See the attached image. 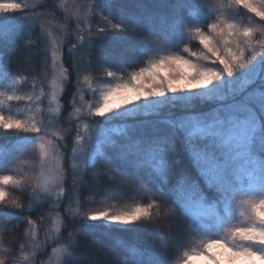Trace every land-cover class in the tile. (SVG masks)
I'll use <instances>...</instances> for the list:
<instances>
[{
    "label": "snow or ice",
    "instance_id": "snow-or-ice-1",
    "mask_svg": "<svg viewBox=\"0 0 264 264\" xmlns=\"http://www.w3.org/2000/svg\"><path fill=\"white\" fill-rule=\"evenodd\" d=\"M231 2L264 21V0ZM36 7L23 0L0 2V36L30 47ZM208 8L203 0H134L133 10L121 9L117 17L116 0H93L92 17L99 16L104 23L77 33L68 50L72 62L61 75L68 87H78L79 62L83 60L97 82L111 86L102 102L90 104L81 117L87 135L81 137L73 125L67 138L75 135L79 148L72 145L71 160L77 163L67 165V172L51 176L42 170L34 182L13 181L11 175L0 177V185L11 182L23 185L21 192L31 189L25 204L9 198V191L0 186V223L15 220L31 228L34 222L25 213L33 211V205L51 202L55 184L58 191L53 207L63 212L65 230L53 241L63 242L56 264H83L77 256L79 238L84 229L98 227L85 223L89 220H102L105 224L99 227L116 231L135 226L145 234V243L137 250L107 264H174L167 244L159 239L162 234L184 247L192 237L207 236L210 229L220 234L185 253L184 264L197 258L206 264L264 262V39L254 38L257 29L213 17ZM194 9H204L203 17ZM259 31L264 35V28ZM118 34L143 37L138 54L142 59H156L130 74L124 65L115 68L103 46ZM193 47L202 50L197 52ZM169 49L178 54L161 55ZM2 57L0 53V79L7 82L12 77L11 57L7 65ZM73 75L77 84L69 79ZM78 97L79 93L76 103ZM7 99L20 97L9 95ZM45 102L43 94L34 98V103ZM150 116L155 122L144 119ZM55 119L46 112L38 120L0 115V128L32 134L8 139L26 141L19 145L25 151L39 142L42 156L47 157L57 150L51 140L44 139ZM118 119L132 123L104 127L107 121ZM59 147L67 151L66 145ZM16 150V146L8 149L10 154ZM177 151L184 154L185 166L177 167ZM12 163L11 155L0 160V171L10 170ZM61 183L67 185L66 190L61 189ZM141 184L152 190L156 204L120 214L85 211L80 216L73 210L77 197L84 207L90 196ZM242 195L261 197L252 205L255 219L229 227L232 209ZM154 207L164 211L153 212ZM26 246L17 247L13 255L22 254ZM0 264H5L4 259ZM14 264H19V257Z\"/></svg>",
    "mask_w": 264,
    "mask_h": 264
},
{
    "label": "rangeland",
    "instance_id": "rangeland-1",
    "mask_svg": "<svg viewBox=\"0 0 264 264\" xmlns=\"http://www.w3.org/2000/svg\"><path fill=\"white\" fill-rule=\"evenodd\" d=\"M0 2H4V0H0ZM92 2L93 0H23V3L26 5L37 6L34 14L37 23L34 27H37L41 33L44 43V51L47 50L48 70L45 71L44 87L25 88V79L23 77H18L13 73L12 77L7 82L0 79V115H3L6 119L22 118L28 120L29 118H33L38 120L41 118V113L46 112L48 117H56V119L48 126L47 135H45L44 139L45 141L51 140L53 145L57 146V150L51 151L47 157H44L40 152L39 142H37L34 148L27 151L19 148V145L26 143L23 139L0 144V160L10 155L13 158L10 170L0 171V177L11 175L13 181L23 180L34 182L42 170L48 175L56 176L61 172H67V165L71 164L74 166L77 163L76 161L71 160V147L75 144L76 137L73 139L72 136L71 141L67 138L69 134L72 133V123L74 124L76 122L80 125L79 127H84V121L81 117L87 113L88 106L90 104H96L98 106L99 103L102 102L104 92L109 86H111L108 84H99L98 82L91 80H85L83 84L84 86L81 87L79 93V103L75 102V109L72 115L69 116V111H64L62 97L67 87V84L63 82V76L61 75L66 68L64 57L69 55L68 50L75 42L74 38L77 33L81 29L86 30L85 25L88 26L89 22L87 21H90ZM85 22L87 24H85ZM253 28L257 29L254 38L264 39V35H261V32L259 31L264 28V21H259V23L255 25L253 24ZM221 43L220 46H222ZM258 51L260 50L258 49ZM0 53L3 54L2 58L5 61V65H7L8 58L3 52L0 51ZM74 54L76 55L75 52ZM165 54L178 53L170 52L169 50L161 53V55ZM69 56L71 57V55ZM155 59V56L149 57L147 64ZM192 59L195 61L196 57H193ZM200 63L207 64V61H200ZM2 71L3 70H0V72ZM125 80H127V77H125ZM116 82H119V77H117ZM93 92H95L94 97L92 96ZM38 94H43L46 98L44 104L34 103V98ZM9 95L19 96L20 99L9 101L7 99V96ZM30 98L33 99L30 100ZM2 130L21 137L32 135L16 133L14 130L8 129ZM81 133L82 132H80L81 137L87 135L84 131L82 134ZM60 144L66 145L67 151L65 148H60ZM11 146H16L17 150L10 154L8 149ZM75 147L79 148V145L75 144ZM92 163H96V161H93ZM41 165H43V168ZM0 186L4 187L6 191H9V198L15 197L25 204L29 203L28 198L31 195V189L21 192L20 188L23 187V185L14 186L11 182L8 185ZM52 187L53 190L50 196L51 202L33 205L34 210L39 207L41 208L44 205H46L48 209L46 210L44 217H42L38 223L34 222L31 228H29L28 225L15 220L0 224V259H4L5 264H14L17 255L22 258V262L25 264L26 262H29L30 259H32L31 261L33 262V254L35 255L36 264H56L63 242L56 243L54 246L51 245L64 230V215L63 212H58L53 207L57 200L58 190L55 188V184H53ZM66 187V184L61 183L62 190H66ZM260 198L261 197L255 195H242L240 199L241 202L238 203L236 209L238 223L235 225L233 224L232 226L230 224L229 227L250 224L255 219L252 205L258 204ZM148 203L156 204L157 201L153 200L152 191L149 187L141 184L134 187L122 186L118 188L115 193L107 192L98 196H90L87 198V203L84 207L80 206L81 200L77 197L73 203V210L80 216H83L85 211L88 213L107 211L110 214H120L132 212L137 207H143L142 204L147 205ZM157 211L163 212L164 209L159 208ZM76 223L79 224L80 221H76ZM85 223L98 226L105 224L102 220H89ZM219 234L220 233H209L192 246H187L179 251L173 250L170 254L175 259H180L179 264H184L186 258L185 253L196 250L198 246L206 242L207 239H211L213 235ZM22 244L27 245L23 253H16L13 255L15 249ZM95 245L100 249L103 248L100 247L99 244ZM5 248L8 249L7 252H5ZM25 257L27 259H25ZM191 264H206V261L197 258L193 259ZM255 264H264V262L257 260Z\"/></svg>",
    "mask_w": 264,
    "mask_h": 264
},
{
    "label": "trees",
    "instance_id": "trees-1",
    "mask_svg": "<svg viewBox=\"0 0 264 264\" xmlns=\"http://www.w3.org/2000/svg\"><path fill=\"white\" fill-rule=\"evenodd\" d=\"M204 3L209 4L208 11L215 18H219L230 23L237 24L238 27H252L253 24L259 23V17H255L253 13H249L246 9H243L240 6L233 5L231 0H203ZM93 4V2H92ZM134 4V0H116V16L119 17L122 12L121 9L127 12H131L132 5ZM92 8V5H91ZM91 10V9H90ZM193 11H198L199 15L203 17L205 10L204 9H194ZM91 13V11H90ZM90 21L88 26L85 25V28L88 27L96 28L99 24L104 23V20L99 16L96 18L92 17V13L90 14ZM85 24H87L85 22ZM32 37L30 44L31 46L28 48L23 47L19 42L15 41L11 37L8 36H0V51L3 52L6 57L9 59L11 57V72L18 77H23L25 79V88L29 87H44V76L45 71L48 70V54L47 50L44 51V43L41 37V33L39 32L37 27H33ZM143 37L140 36H130L125 34H118L116 39H111L105 42L103 46V51L108 53L112 59L111 63L115 68H120L121 65L125 66V70L130 74L134 70H138L139 66H147L148 58L142 59L138 54L139 48L143 45ZM195 43H198L196 41ZM222 44V43H221ZM194 51L200 52L201 48L193 47ZM170 52H174L169 49ZM99 52V50H98ZM76 55H79L78 52H75ZM72 62V56L69 55L64 57V63L66 68H68L69 64ZM80 74H79V82L78 87H66L64 95L62 97L63 109L65 112L69 111V116L72 115L75 106L72 107L70 105L76 102L77 93H80L81 87L84 86L85 80H91L97 82L94 78V73L90 70V67L84 63L83 60H80ZM112 70V69H109ZM71 71V69H69ZM119 77V73L118 76ZM73 84H77V80L75 75L70 76ZM100 84V82H98ZM104 84V83H101ZM83 90V88H82ZM71 118V117H70ZM96 119H104V118H96ZM144 119H148L150 121L155 122V117H146ZM85 122H83L84 124ZM132 123L131 120L118 119L107 121L104 124L106 128H114L118 126H122L124 124ZM70 124V123H69ZM76 126V130L80 133L84 131V127H79L76 122L74 123ZM72 123V129L73 125ZM71 125V124H70ZM147 130V129H146ZM139 131V130H138ZM73 132V130H72ZM81 133V134H82ZM15 136L11 133L5 132L0 128V144L8 143L13 141L12 139H8V137ZM73 139H75V135H72ZM71 136V137H72ZM68 140H72L71 138ZM76 140V139H75ZM74 143V142H73ZM174 161L177 167L185 166L187 164V160L184 154L180 151H177L174 155ZM150 189V188H149ZM151 190V189H150ZM152 191V190H151ZM241 199V197H240ZM238 199V200H240ZM236 201L235 205L232 209V217L229 221L228 226H231L238 223V217L236 215V209L238 203L240 201ZM143 207L147 206L142 204ZM47 206L39 207L31 211L30 213H25V215L32 220L33 222L38 223L44 214L46 213ZM11 210V209H9ZM153 211H157V208H153ZM43 213V214H42ZM7 222V220L3 221L0 224ZM88 224V223H87ZM71 231V226L68 228ZM63 230L62 233H64ZM209 233H217L215 229H210ZM66 235V233H65ZM203 238L202 235H197L192 237V241H188L186 246L181 247L179 244L175 243V240H169L168 234H162L159 239L168 244V254L173 258L174 264H179V260L175 259L170 252L173 250H181L186 248L187 246H192L198 240ZM80 243L78 248V260L82 261L83 264H107V262L116 259L117 257H122L124 254L131 253L134 250H137L138 246H141L145 243V234L144 232L136 228L135 226L129 227L127 230H110L107 227H96L93 229H84L80 236ZM100 247L98 248L97 245ZM55 244L52 243L51 246ZM94 246V248H93ZM20 264H25L22 262V258L19 255ZM30 259L26 264H33ZM17 261V259H16Z\"/></svg>",
    "mask_w": 264,
    "mask_h": 264
}]
</instances>
